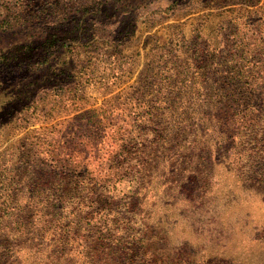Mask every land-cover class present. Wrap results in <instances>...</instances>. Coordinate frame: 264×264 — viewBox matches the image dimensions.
Instances as JSON below:
<instances>
[{
	"label": "rangeland",
	"instance_id": "1",
	"mask_svg": "<svg viewBox=\"0 0 264 264\" xmlns=\"http://www.w3.org/2000/svg\"><path fill=\"white\" fill-rule=\"evenodd\" d=\"M17 1L0 0V17L15 10ZM101 1L97 13L90 8L84 12L89 25L82 45L74 40V27L45 65L24 62L0 75V106L8 99L5 91L19 85L30 97L29 105L15 102L7 112L0 111V182L12 180L24 209L26 202L36 203L37 210H30L37 219L52 168L66 169L85 185L81 191L86 197L102 183L118 184L117 199L134 198L136 192L138 215L149 223L147 233L165 236V254L187 255L189 250L192 264L213 263L212 258L220 256L230 263L264 264V180L255 168L243 166L242 147L251 142L236 135L222 142V154L214 150V142H221L215 130L223 117L217 101L225 96L233 58L239 57L233 43L250 56L251 72L264 75V0ZM66 14L77 15L76 5L68 6ZM38 40L21 35L17 25L0 27V64L24 41L32 50L24 55L36 60ZM70 44L75 66L66 61ZM76 59L86 65L81 71ZM250 78L246 87H232L233 99L256 85ZM232 105L237 106L233 116L242 115L245 104ZM256 115L252 111L246 116ZM259 118L264 120L263 115ZM166 136L175 140L164 148ZM195 136L197 141L208 137L205 143L211 146L206 148L212 150L205 152L209 162L199 156L198 176L188 181L195 154L181 155L182 161L176 155L179 145ZM12 160L15 171H10ZM213 162L230 167L234 175L214 196H207L215 176L209 171ZM27 183L42 187L30 190ZM78 205L86 209L82 201ZM3 224L1 236L15 242L18 264H43L27 247L29 239L19 235L11 221ZM50 236L48 230L37 253L41 260L42 251L54 245ZM76 243L68 254L72 264H80L82 257ZM60 251L58 246L53 264L62 263L66 253ZM0 261L13 264L10 257Z\"/></svg>",
	"mask_w": 264,
	"mask_h": 264
},
{
	"label": "trees",
	"instance_id": "2",
	"mask_svg": "<svg viewBox=\"0 0 264 264\" xmlns=\"http://www.w3.org/2000/svg\"><path fill=\"white\" fill-rule=\"evenodd\" d=\"M36 2V6L24 0L15 2L13 7L16 9L8 10L4 13L5 15L0 17V27L12 29L17 25L18 30L21 31V35L24 37L33 36L39 39L40 44L37 50L40 54L36 53V56L38 55L37 59L30 61L28 59L29 53L24 54L28 51L32 52L31 44L28 41L19 42L15 48L9 50L7 61L0 64V75H7L8 68L11 66L21 67L24 62H28L29 65L34 62L45 65L51 59V54L56 52V48L59 46L58 42L66 38L65 32L74 27L77 31L74 40L82 45L85 41V38H83L84 30L87 32V26L89 25L83 16L85 10L90 8L95 14L103 4L101 0L97 3L96 0H36ZM72 4L76 5L78 14L68 16L66 8ZM10 12L11 14H9ZM55 12H63V15L61 13L55 14ZM94 17L96 15L92 16L93 19ZM67 25L70 27L63 28ZM59 29L62 33L57 34L56 31ZM233 44L235 45L234 53L239 54V57L237 59L233 58L236 64L233 72L228 75L225 96L220 101L218 98L217 101L216 108L222 111L223 117L219 121V130H215L218 131L219 135L217 137H220L221 142H218V144L214 142V150H219L220 153L223 152L220 149L222 142L232 140L236 135L242 138V141H245L246 144L251 142L248 147H242V150H244L243 161H245L243 166L255 168L254 171L260 174L259 179L264 180V120L259 118V115L264 116V104L261 102L264 95L260 96L264 92V84H262L264 75L260 71H258L257 76L255 72H251V68L247 64V58L249 59L250 56L245 55L243 47H240L237 43ZM69 47H72L71 44L67 46L65 51V54H68L66 56L68 60L66 61L74 63V58L70 57L72 49L70 50ZM75 62L80 65L79 71L86 66L85 63L78 62L77 59ZM73 66H75V63ZM250 76L254 79L253 82H256V85L254 87L250 86L246 92H242L239 97L233 99L230 95L232 94V87H235L236 84H240L242 88L246 87L252 81ZM73 77L79 79L78 74ZM15 90L5 91V93H8V99L0 106V111L5 109V112H7L9 109L7 107L15 104V102L16 104L19 103V106L29 105L28 89L21 88L19 85ZM234 102L245 104V109L239 117L233 116L235 113L233 110L237 107L232 105ZM252 111L257 115L247 117V113ZM177 128L180 129L181 126L179 125ZM198 138L195 136L187 144L179 145L178 153L180 154L176 155L180 157L183 154L185 156L186 153L195 154L193 168L186 177L188 181L198 176L199 167L196 162L199 156L202 155L206 159L208 154L205 152L210 153L212 150V147L206 148L207 145H210L205 143L208 137H205L202 141H197ZM173 139L175 140L172 136L164 137V148L168 147ZM184 156L180 157L181 161ZM223 156L226 157L227 155L224 154ZM206 161L208 160L206 159ZM13 164L14 161L10 162V171L16 169ZM223 167L226 170L223 171ZM229 169L230 167L226 165L219 167V163L216 165V162L210 165L209 171H213L215 176L214 180L210 182L209 190L206 192L207 196H214L216 190L223 187L225 182L231 178L229 175H234L233 171L228 172ZM49 177L48 185H50L48 188L44 187L47 193L45 194L46 197L40 201L41 210L40 208L38 210L42 212L38 219L34 217L30 210H37L36 203L26 202L27 207L24 209L12 180L8 178V180L0 182V258L5 260L10 257V263L18 264V257L14 255L15 242L1 236L3 222L9 220L13 223V229L19 235H23L24 239H29V243L26 244L27 247L34 250L37 259L43 264H53V261L58 257L56 252L58 246H60L62 256L66 253L61 264H72L68 259V254H70L74 242H77L74 248L78 247V252L81 251L82 254L80 264H192L189 260L194 257L189 255L191 251L187 250V255L181 252L165 254V236L153 231L147 233L149 223L143 219L142 215H138L139 197L136 192L134 198L117 199L115 190H117L118 184L105 185L106 183H102L96 191L91 190L93 195L86 197L85 192H82L86 191V186L73 179L66 169L61 168L56 171L55 168H52L49 170ZM26 185L30 190L42 187L41 183H27ZM81 201L86 209L79 207L78 203H81ZM67 206L71 207L67 213H63ZM39 220H42V222L39 223ZM48 230H51L48 241H53L54 245L49 251H42L44 255L41 260L37 253L42 250L40 246L46 240L44 236ZM225 260V257L220 256L212 258L213 263H209L211 262L209 260L206 263L261 264L256 261L252 263H230ZM203 261L205 262V260ZM0 264H2L1 261Z\"/></svg>",
	"mask_w": 264,
	"mask_h": 264
}]
</instances>
